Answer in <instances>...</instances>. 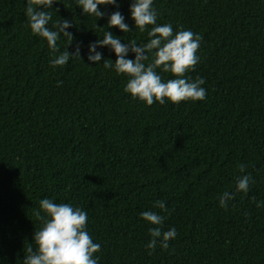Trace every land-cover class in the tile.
I'll list each match as a JSON object with an SVG mask.
<instances>
[{
  "label": "trees",
  "instance_id": "trees-1",
  "mask_svg": "<svg viewBox=\"0 0 264 264\" xmlns=\"http://www.w3.org/2000/svg\"><path fill=\"white\" fill-rule=\"evenodd\" d=\"M131 2L99 6L124 15L132 29L123 33L77 0H54L48 26L68 19L74 37L68 44L61 34L57 46L74 52L80 42L81 59L53 67L27 0H0V264H23L30 243L35 250L43 198L87 212L98 264H264V206H256L264 201V0H153L157 24L202 35L200 62L187 75L205 80L207 96L151 106L124 91L127 75L104 68L116 59L109 47H97L100 63L88 60L104 30L121 43L148 41L152 26L140 32ZM244 174L255 182L237 192ZM224 191L235 193L227 208ZM149 210L178 233L151 255L145 245L156 226L140 215Z\"/></svg>",
  "mask_w": 264,
  "mask_h": 264
},
{
  "label": "clouds",
  "instance_id": "clouds-1",
  "mask_svg": "<svg viewBox=\"0 0 264 264\" xmlns=\"http://www.w3.org/2000/svg\"><path fill=\"white\" fill-rule=\"evenodd\" d=\"M53 4L54 0H27L25 11L32 33L45 38L54 54L51 65L62 67L68 63L70 57L81 59V46L80 42H77L74 52H69L67 46L65 51L60 52L57 41L61 34L68 38V44L74 39L73 34L67 31L73 26V22L60 19L53 22L50 28L48 25L52 21V13L45 9L53 8ZM101 5H114L119 8L118 0H77V6L89 16L99 19L108 15L107 27H117L123 33L131 31L132 28L125 22V17L119 10L107 14L100 10ZM130 15L140 32H144L146 26H152L147 33L148 41L137 43L133 39L121 43L120 37L104 30L102 39L88 45V60L95 64L100 63L103 54L97 51V47H109L114 51L116 59L114 63L110 59H104V68H114L117 74L127 75L129 78L124 91L149 106L155 102L163 105L165 98L174 104L206 99L207 92L202 87L205 80L202 77L192 79L187 75L188 72L194 71L200 62L197 52L202 35L185 30L183 26L174 32L170 23L157 24L158 11L153 7V0H132ZM130 51L135 54L134 59L127 58ZM56 53L59 54L55 55ZM150 56L151 62L146 64L145 61H149ZM158 69L172 73L175 78L164 81ZM238 167L243 173L246 165L241 164ZM254 182L250 174L238 176L236 191L247 193ZM234 196L235 193L224 191L219 196L220 206L227 208V202L234 199ZM256 206H264V201L257 202ZM153 207L163 212L168 211L166 203L162 200L155 201ZM39 208L34 214L42 221V227L35 231L36 248L33 249L32 243L28 245L23 264H98L99 257L94 258V254L101 251V245L95 243L87 231L86 211L69 203H55L49 198L41 199ZM41 212L45 215L42 216ZM140 215L145 221L156 226L149 228L151 239L145 245L149 249V255L158 243L162 249L167 250L169 241L177 237V230L172 227L165 231L163 224L166 217L155 211H143Z\"/></svg>",
  "mask_w": 264,
  "mask_h": 264
}]
</instances>
